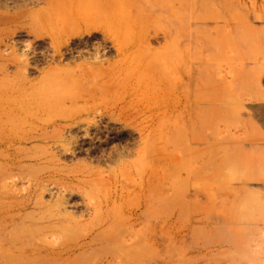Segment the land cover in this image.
<instances>
[{
  "label": "rangeland",
  "instance_id": "1",
  "mask_svg": "<svg viewBox=\"0 0 264 264\" xmlns=\"http://www.w3.org/2000/svg\"><path fill=\"white\" fill-rule=\"evenodd\" d=\"M192 3L0 0V264H264V0Z\"/></svg>",
  "mask_w": 264,
  "mask_h": 264
},
{
  "label": "bare ground",
  "instance_id": "2",
  "mask_svg": "<svg viewBox=\"0 0 264 264\" xmlns=\"http://www.w3.org/2000/svg\"><path fill=\"white\" fill-rule=\"evenodd\" d=\"M151 1V0H150ZM192 1V0H191ZM191 1L190 0H152V4H154V5H156L157 7L159 6V4H161V5H163V6H165V7H167V6H171L172 7V5L174 6V4H176V5H183V4H187V6H189V4L191 3ZM86 3V2H85ZM193 3H194V0H193ZM193 3H192V5H193ZM83 4V3H82ZM76 5V4H75ZM78 5V4H77ZM86 6V5H85ZM108 7H109V5H108V3L107 2H105L104 3V8H106V13H107V15H109V17H112L111 16V14H112V12H110L109 11V9H108ZM76 8H78V7H76ZM185 8V7H184ZM179 9H180V7H179ZM178 12V11H177ZM189 12V11H188ZM160 13H161V11H160ZM191 13V12H190ZM186 16L188 17V16H190V15H188V14H186ZM173 18V17H172ZM177 18V17H176ZM111 20L113 19V18H110ZM174 24V23H173ZM103 25H104V23H103ZM174 26V25H173ZM204 29V28H203ZM179 42V41H178ZM186 46V45H185ZM177 47H179V45L177 46ZM173 48V47H172ZM174 49V48H173ZM181 50V49H180ZM173 52V51H172ZM174 53V52H173ZM173 55V54H172ZM174 57V56H173ZM178 59H180V58H178ZM174 60V59H173ZM182 60V59H181ZM166 62H168V60L167 61H165V63ZM172 62V61H171ZM175 62V61H174ZM169 63H170V61H169ZM168 63V64H169ZM168 64H167V66H168ZM174 65V64H173ZM180 65V64H179ZM186 65V64H185ZM170 66V65H169ZM177 66H178V63H177ZM189 66V65H188ZM166 67V66H165ZM204 67V66H203ZM175 69V68H174ZM190 69H191V67H190ZM164 70L166 71V69L164 68ZM172 70V69H171ZM91 72H92V70H91ZM187 72V71H186ZM191 73V72H190ZM165 75V74H164ZM170 75V74H169ZM174 75V74H173ZM176 75V74H175ZM172 76V75H171ZM176 76H178V75H176ZM175 76V77H176ZM165 77V76H164ZM191 77V76H190ZM103 78V77H102ZM167 78H168V76H167ZM174 78V77H173ZM182 78V77H181ZM193 78V77H192ZM91 79V78H90ZM178 80V79H177ZM99 81V80H98ZM180 81H182V80H180ZM91 82V81H90ZM89 82V83H90ZM96 82V81H95ZM172 82V81H171ZM174 82H175V79H174ZM173 82V83H174ZM188 83V82H187ZM185 85V84H184ZM184 87V86H183ZM187 87H188V85H187ZM173 88V87H172ZM184 90H185V88H184ZM97 91V90H96ZM178 92V91H177ZM187 98V97H186ZM191 98V97H190ZM188 100H190V99H188ZM225 101V100H224ZM259 123V122H258ZM261 128V127H260ZM263 143H264V138H263V141H262ZM246 143V142H245ZM252 145V144H251ZM256 153H258L259 154V152H256ZM261 156V155H260ZM264 161V160H263ZM261 165H263V164H261ZM259 169V168H258ZM255 177H256V175H255ZM156 191V190H155ZM159 191V190H158ZM155 193V192H154ZM159 195V194H158ZM157 198V197H156ZM156 200V199H155ZM240 204V203H239ZM241 209V208H240ZM242 210V209H241ZM241 210H238V211H241ZM243 211V210H242Z\"/></svg>",
  "mask_w": 264,
  "mask_h": 264
}]
</instances>
